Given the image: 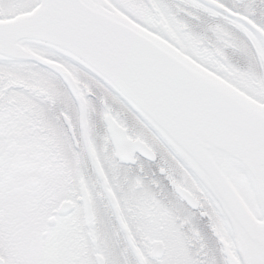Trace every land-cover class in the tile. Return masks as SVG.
Masks as SVG:
<instances>
[{"label":"snow or ice","instance_id":"obj_1","mask_svg":"<svg viewBox=\"0 0 264 264\" xmlns=\"http://www.w3.org/2000/svg\"><path fill=\"white\" fill-rule=\"evenodd\" d=\"M0 264H264V0H0Z\"/></svg>","mask_w":264,"mask_h":264}]
</instances>
